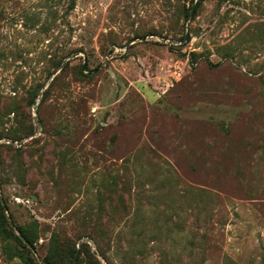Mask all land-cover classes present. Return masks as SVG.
I'll list each match as a JSON object with an SVG mask.
<instances>
[{"label": "rangeland", "instance_id": "rangeland-1", "mask_svg": "<svg viewBox=\"0 0 264 264\" xmlns=\"http://www.w3.org/2000/svg\"><path fill=\"white\" fill-rule=\"evenodd\" d=\"M197 1L0 0V199L39 264H264V0Z\"/></svg>", "mask_w": 264, "mask_h": 264}, {"label": "trees", "instance_id": "trees-1", "mask_svg": "<svg viewBox=\"0 0 264 264\" xmlns=\"http://www.w3.org/2000/svg\"><path fill=\"white\" fill-rule=\"evenodd\" d=\"M201 0H198L197 3H196V6L200 3ZM55 69L60 67L61 64H62V61L59 60V61H56L55 63ZM10 112H14V111H10ZM8 114H11V113H8ZM18 136V129L17 127L14 128V127H11V129H7V128H3L0 130V139L2 138H9V139H12V140H16ZM0 183L2 184L3 183V178L0 174ZM5 224L7 225L8 224V221H7V216H6V213L4 211V207L1 203V199H0V235L2 236L3 240L5 242H8L10 239H15L16 242H18L20 244V246L22 247L19 248V247H16V248H13L12 245L10 243H7L6 244V250L8 251V253L10 254V257L11 258H21L25 264H39L36 260H35V257L31 256L32 255V252L31 250L29 249L28 245L24 242L27 241L31 246H34L35 243H36V240H37V237L34 236L27 227H24V226H17V229L19 230V232L21 233V236H18L14 230L12 228L10 229H7L5 227ZM24 240H23V239ZM27 251L28 253H30V255H25L24 254V251ZM75 253H76V249H73L71 255H70V262L69 264H80V255H81V252L79 253L75 263H73V259L75 258ZM42 264H60V262L56 261V259L52 258L49 256V258L45 259L43 261Z\"/></svg>", "mask_w": 264, "mask_h": 264}, {"label": "water", "instance_id": "water-1", "mask_svg": "<svg viewBox=\"0 0 264 264\" xmlns=\"http://www.w3.org/2000/svg\"><path fill=\"white\" fill-rule=\"evenodd\" d=\"M193 10H194V6H193V8H192V10H191V13H190V16H192V14H193ZM130 45V44H129ZM27 242V241H26ZM28 243V242H27Z\"/></svg>", "mask_w": 264, "mask_h": 264}]
</instances>
